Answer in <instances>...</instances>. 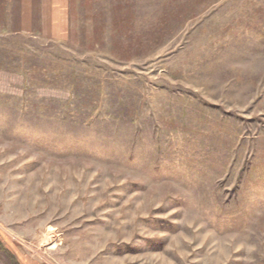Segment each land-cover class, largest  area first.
<instances>
[{"label": "rangeland", "instance_id": "374dc122", "mask_svg": "<svg viewBox=\"0 0 264 264\" xmlns=\"http://www.w3.org/2000/svg\"><path fill=\"white\" fill-rule=\"evenodd\" d=\"M0 2L17 264H264V0Z\"/></svg>", "mask_w": 264, "mask_h": 264}, {"label": "trees", "instance_id": "16d2710c", "mask_svg": "<svg viewBox=\"0 0 264 264\" xmlns=\"http://www.w3.org/2000/svg\"><path fill=\"white\" fill-rule=\"evenodd\" d=\"M5 10V3L4 2H0V13H3L2 11H4ZM21 20V19H20ZM16 25H21V24H16ZM20 28V27H19ZM19 28H15L14 30H15V32H22ZM22 29V28H21ZM0 249L1 250H3L9 257H11L14 261H15V259H14V257L10 254V252L8 251V250H6V248H5V246L2 244V242H1V240H0ZM15 263L17 264V262L15 261Z\"/></svg>", "mask_w": 264, "mask_h": 264}]
</instances>
